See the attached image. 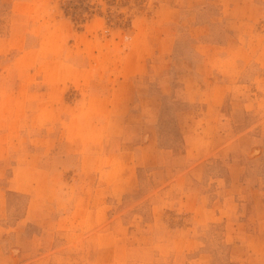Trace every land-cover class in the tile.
Masks as SVG:
<instances>
[{"label":"rangeland","instance_id":"1","mask_svg":"<svg viewBox=\"0 0 264 264\" xmlns=\"http://www.w3.org/2000/svg\"><path fill=\"white\" fill-rule=\"evenodd\" d=\"M0 264H264V0H0Z\"/></svg>","mask_w":264,"mask_h":264}]
</instances>
